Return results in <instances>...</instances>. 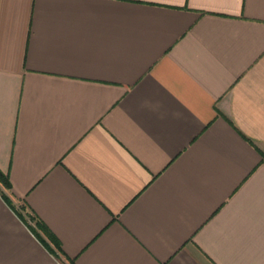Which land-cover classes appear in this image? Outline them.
<instances>
[{
    "label": "crops",
    "instance_id": "1",
    "mask_svg": "<svg viewBox=\"0 0 264 264\" xmlns=\"http://www.w3.org/2000/svg\"><path fill=\"white\" fill-rule=\"evenodd\" d=\"M0 169V264H264V0H0Z\"/></svg>",
    "mask_w": 264,
    "mask_h": 264
},
{
    "label": "trees",
    "instance_id": "2",
    "mask_svg": "<svg viewBox=\"0 0 264 264\" xmlns=\"http://www.w3.org/2000/svg\"><path fill=\"white\" fill-rule=\"evenodd\" d=\"M0 184L6 189L11 188L10 179L2 172L1 169H0ZM5 196H7V195L5 194ZM45 232L47 233V236L52 240L54 247L60 248L59 242L56 239H53V236L50 233H48L47 231H45Z\"/></svg>",
    "mask_w": 264,
    "mask_h": 264
},
{
    "label": "rangeland",
    "instance_id": "3",
    "mask_svg": "<svg viewBox=\"0 0 264 264\" xmlns=\"http://www.w3.org/2000/svg\"><path fill=\"white\" fill-rule=\"evenodd\" d=\"M3 188H4V187L0 184V191H2Z\"/></svg>",
    "mask_w": 264,
    "mask_h": 264
},
{
    "label": "built area",
    "instance_id": "4",
    "mask_svg": "<svg viewBox=\"0 0 264 264\" xmlns=\"http://www.w3.org/2000/svg\"><path fill=\"white\" fill-rule=\"evenodd\" d=\"M58 256H60V253L58 252Z\"/></svg>",
    "mask_w": 264,
    "mask_h": 264
}]
</instances>
